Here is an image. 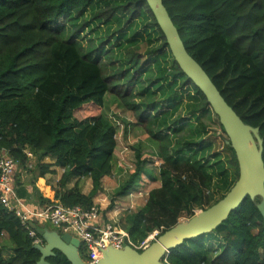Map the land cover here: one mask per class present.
<instances>
[{
  "label": "trees",
  "instance_id": "trees-1",
  "mask_svg": "<svg viewBox=\"0 0 264 264\" xmlns=\"http://www.w3.org/2000/svg\"><path fill=\"white\" fill-rule=\"evenodd\" d=\"M162 3L188 54L243 123L258 129L264 162V0ZM90 7L101 10L98 16L105 20L120 13L134 20L144 8L159 31L162 46L168 48L143 0H0V156L12 157L34 180L54 174L52 167L63 169L52 189L54 201L39 196L41 206L91 207L114 161L115 127L102 113L104 96L114 86L99 62L82 54L73 40L64 39L52 27L60 17ZM193 89L208 106L201 92ZM220 129L224 133L221 125ZM223 147L238 178L234 151L229 143ZM25 150L35 156L31 170L25 169ZM144 164L137 151L136 168L118 196L148 174ZM82 178L91 180L87 195L77 184ZM73 179L77 181L68 189ZM158 180L160 186L148 192L145 204L125 218V230L134 243L154 231L158 237L180 219L191 218L195 210L218 201L211 202L206 194L211 186L206 168L189 158L162 161ZM260 200L247 198L212 232L171 249L164 264H264V223L257 209ZM4 236L10 246L8 259L2 255ZM78 251L84 259L81 249ZM54 253L47 259L50 264H70L60 252ZM39 259L40 253L19 219L0 204V264H35Z\"/></svg>",
  "mask_w": 264,
  "mask_h": 264
},
{
  "label": "rangeland",
  "instance_id": "rangeland-1",
  "mask_svg": "<svg viewBox=\"0 0 264 264\" xmlns=\"http://www.w3.org/2000/svg\"><path fill=\"white\" fill-rule=\"evenodd\" d=\"M100 11L94 7L74 11L52 26L64 39L73 40L82 54L99 62L110 86H114V91L104 96L102 113L115 127L117 145L110 172L93 203L105 219H113L125 230L126 216L138 211L148 192L160 186L158 169L162 161L182 162L188 158L210 174L211 186L206 189L210 201L220 200L233 187L237 175L228 164L223 147L228 139L218 117L200 102L193 84L179 73L144 8L134 20L123 13L105 20L99 18ZM137 151L148 174L125 195L118 196L136 168ZM34 167L35 161L25 169ZM55 179H49L53 181L51 190L56 187ZM15 193L26 200L30 196L23 190L15 189ZM1 246L3 257L10 258L6 236Z\"/></svg>",
  "mask_w": 264,
  "mask_h": 264
},
{
  "label": "water",
  "instance_id": "water-1",
  "mask_svg": "<svg viewBox=\"0 0 264 264\" xmlns=\"http://www.w3.org/2000/svg\"><path fill=\"white\" fill-rule=\"evenodd\" d=\"M151 11L163 34L172 58L187 81L192 83L206 99L228 139L236 156L238 178L233 187L216 203L199 211L191 218L180 219L164 231L150 245L138 251L125 246L122 250L106 249L96 264H164L169 251L185 241L212 232L222 224L247 198L260 197L257 209L264 223V162L262 141L258 129L243 123L226 103L202 67L188 54L162 0H143ZM33 228L44 242L34 245L40 253L35 264H50L47 259L60 252L70 264H85L79 255V241L69 234H60L44 226Z\"/></svg>",
  "mask_w": 264,
  "mask_h": 264
},
{
  "label": "built area",
  "instance_id": "built-area-1",
  "mask_svg": "<svg viewBox=\"0 0 264 264\" xmlns=\"http://www.w3.org/2000/svg\"><path fill=\"white\" fill-rule=\"evenodd\" d=\"M28 167L35 161L34 154L25 150ZM19 163L7 154L0 156V204L12 212L20 221L34 245L44 242L33 228L50 226L76 238L85 264H96L106 249L122 250L125 246L138 251L146 249L158 235L152 232L140 243H134L128 233L113 219H105L95 203L89 208L81 206L66 207L60 203L47 204L40 209H30L15 193L13 176Z\"/></svg>",
  "mask_w": 264,
  "mask_h": 264
},
{
  "label": "crops",
  "instance_id": "crops-1",
  "mask_svg": "<svg viewBox=\"0 0 264 264\" xmlns=\"http://www.w3.org/2000/svg\"><path fill=\"white\" fill-rule=\"evenodd\" d=\"M45 162L50 164L52 163V161L49 159H45ZM51 170H53L54 174H48L44 178H37L36 180L32 178V174L22 170L20 167H18L15 171V174L13 176L14 188L18 190H23L24 192L30 195L27 200L24 198H20L18 195L17 196L23 202H25L30 209L34 210L44 207L39 205L41 202L39 200V196H41L43 200H49V202L54 201V198L52 197L53 191L51 190L53 181H49V179L56 178L55 182L57 183L63 173V169L59 167H52ZM75 181H77V179H73L72 183H70L67 188H72ZM77 184L79 190L84 195H87L92 188L91 180L89 178H82L77 182Z\"/></svg>",
  "mask_w": 264,
  "mask_h": 264
}]
</instances>
